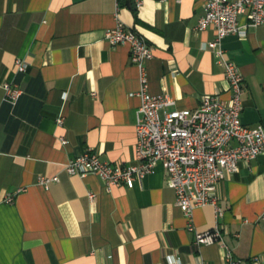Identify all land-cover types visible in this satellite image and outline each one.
Wrapping results in <instances>:
<instances>
[{
    "label": "crops",
    "instance_id": "1",
    "mask_svg": "<svg viewBox=\"0 0 264 264\" xmlns=\"http://www.w3.org/2000/svg\"><path fill=\"white\" fill-rule=\"evenodd\" d=\"M204 3L119 0L116 10V0H0V264H170L169 254L184 264H229L219 243H194L215 226L234 259L264 264V152L225 174L216 192L221 214L198 206L191 229L161 163L132 187L109 189L95 174L63 169L84 150L135 163L139 70L127 43L104 37L116 19L152 45L151 93L189 109L201 94L229 97L221 66L203 47L214 29L194 28ZM222 46L244 76L241 121L264 124V24L225 35ZM16 58L25 71H14ZM6 81L22 89L14 104L4 98ZM41 175L58 180L44 187Z\"/></svg>",
    "mask_w": 264,
    "mask_h": 264
},
{
    "label": "built area",
    "instance_id": "2",
    "mask_svg": "<svg viewBox=\"0 0 264 264\" xmlns=\"http://www.w3.org/2000/svg\"><path fill=\"white\" fill-rule=\"evenodd\" d=\"M138 7L142 0H131ZM119 0H116V10ZM116 14V13H115ZM246 16L241 23L239 16ZM264 24V0H205L204 14L195 29L211 26L214 38L203 44L212 49L216 62L221 66L227 81L229 97L218 94H201L198 106L176 107L175 99L167 93L153 94L148 90L146 61L153 55L152 45L137 31L119 19L104 32L112 45L127 43L129 58L139 70V106L135 114L136 140L133 164L111 163L100 158L97 151L84 150L70 158L63 166L69 175L95 174L104 188L125 184L132 187L138 178L152 172L161 163L167 172L169 186L175 193V204L180 206L192 228L191 213L198 206L211 204L221 214L217 187L228 172L237 170L238 161L251 160L264 152V124H244L240 119L245 88L244 76L238 66L226 55L222 38L227 34L244 36L247 26ZM26 62L14 60V71L23 72ZM4 98L14 104L22 89L14 81L3 83ZM59 123L62 118H58ZM62 142H66L62 139ZM58 180L57 175L38 177V183L48 187ZM21 188L6 196L14 200ZM90 199L94 194H89ZM217 242L226 248L225 259L229 264H254L251 260L234 259L222 239L219 226L197 232L194 243ZM170 264H184L179 257L167 255ZM204 264V263H201Z\"/></svg>",
    "mask_w": 264,
    "mask_h": 264
}]
</instances>
